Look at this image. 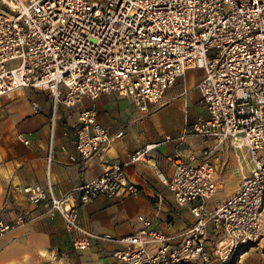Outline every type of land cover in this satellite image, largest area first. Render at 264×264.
Masks as SVG:
<instances>
[{"label":"built area","instance_id":"obj_1","mask_svg":"<svg viewBox=\"0 0 264 264\" xmlns=\"http://www.w3.org/2000/svg\"><path fill=\"white\" fill-rule=\"evenodd\" d=\"M189 69L203 72L195 88L206 116L165 140L195 136L207 145L199 156L169 158L173 172L163 185L194 218L177 241L144 216L137 232L118 239L81 228L82 205L139 192L109 157L123 132L111 136L94 107L78 113L74 149L83 161L95 158L101 174L59 194L38 184L12 186L10 193L60 216L68 234H77L71 239L76 251L108 240L123 246L113 253L121 264H238L264 240V0H0V98L25 89L46 94L51 126L57 105L73 108L110 93L149 114ZM30 108L41 112L36 102ZM17 140L29 145L21 134ZM224 144L244 151L247 162L238 158L232 170L238 190L210 209ZM157 146L145 145L129 163L145 161ZM29 219L0 218V239Z\"/></svg>","mask_w":264,"mask_h":264},{"label":"crops","instance_id":"obj_2","mask_svg":"<svg viewBox=\"0 0 264 264\" xmlns=\"http://www.w3.org/2000/svg\"><path fill=\"white\" fill-rule=\"evenodd\" d=\"M202 77L203 73L200 77H188L185 73L179 78L181 90L169 89L149 114L138 112L130 99L116 93L104 94L94 101L84 99L73 108L59 104L53 126L52 102L46 94L25 89L10 98H0V218L6 222L20 214L30 218L26 225L0 239V264H121L113 257L114 251L123 248L120 243L93 241L89 250L76 251L71 239L77 234H68L60 216L49 217L30 205L24 196L10 193L12 186L38 184L59 194L101 174L95 158L83 161L74 149L78 113L89 107L96 109L99 124L111 136L123 132L112 143L109 157L122 165L128 181L139 192L122 200L98 197L82 205L81 228L118 239L137 232L141 228L137 218L144 216L177 241V236L194 223V218L188 209L176 205L171 192L163 185L162 181L170 180L173 172L169 158L176 154L184 159L199 156L207 144L195 136H189L182 143L165 138L177 136L198 117L206 116L195 88ZM31 102L38 104L40 114H32ZM171 112L177 113L180 120L172 118ZM19 134L29 140V145L17 140ZM148 144L158 146L145 161L129 163L130 157ZM242 153L246 158L245 152ZM219 155L214 177L217 199L213 203L209 201L210 209L225 202L240 184L232 173L240 156L227 144L219 148ZM53 254H58L56 260L52 259ZM238 264H264V240L250 248Z\"/></svg>","mask_w":264,"mask_h":264},{"label":"rangeland","instance_id":"obj_3","mask_svg":"<svg viewBox=\"0 0 264 264\" xmlns=\"http://www.w3.org/2000/svg\"><path fill=\"white\" fill-rule=\"evenodd\" d=\"M202 71L200 70V69H189V70H187V72H186V75L188 76V77H200L201 75H202ZM199 80V79H198ZM181 83V79H179V80H177V84L174 86V87H176V91L178 92V91H180L181 90V87L180 86H178L179 84ZM173 87V88H174ZM171 117L172 118H174V119H178V120H180V116L177 114V113H175V112H171ZM235 152V151H234ZM237 152V154L240 156V158H242L243 159V162H247V158H244L243 157V153H242V151H236ZM227 185H229V184H227ZM226 189L227 188H224V190H223V193H226ZM217 199V195H215L214 196V198L210 201L211 203H213V201H215Z\"/></svg>","mask_w":264,"mask_h":264}]
</instances>
